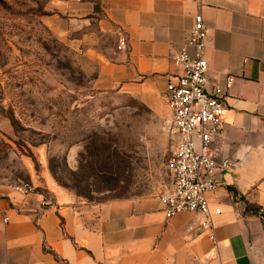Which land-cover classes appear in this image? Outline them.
I'll return each instance as SVG.
<instances>
[{"label": "crops", "instance_id": "1", "mask_svg": "<svg viewBox=\"0 0 264 264\" xmlns=\"http://www.w3.org/2000/svg\"><path fill=\"white\" fill-rule=\"evenodd\" d=\"M197 14L208 28L209 87L234 77L212 143L217 160L231 162L208 194L221 212L205 224L197 212L167 218L159 195L100 203L0 185V264H264V0H59L43 23L86 48L98 90L152 106L167 103Z\"/></svg>", "mask_w": 264, "mask_h": 264}, {"label": "rangeland", "instance_id": "2", "mask_svg": "<svg viewBox=\"0 0 264 264\" xmlns=\"http://www.w3.org/2000/svg\"><path fill=\"white\" fill-rule=\"evenodd\" d=\"M58 3L0 0V185L100 203L164 193L176 147L168 104L98 90L86 48L43 23Z\"/></svg>", "mask_w": 264, "mask_h": 264}, {"label": "built area", "instance_id": "3", "mask_svg": "<svg viewBox=\"0 0 264 264\" xmlns=\"http://www.w3.org/2000/svg\"><path fill=\"white\" fill-rule=\"evenodd\" d=\"M208 28L202 14H197L188 33L183 50L174 57L181 68L166 87L170 117L167 127L176 139L171 158L172 184L159 195L167 218L189 211L205 215V224L212 221L220 208L211 209L208 194L221 186L218 171L230 168L231 162H219L212 148L214 139L222 133L223 115L227 107L229 89L234 81L227 76L225 83L209 87V62L206 57ZM125 46V40H121ZM188 49H192L190 53ZM15 188L29 193L35 187L22 183ZM264 222V208L260 211ZM215 241L214 236H211Z\"/></svg>", "mask_w": 264, "mask_h": 264}, {"label": "trees", "instance_id": "4", "mask_svg": "<svg viewBox=\"0 0 264 264\" xmlns=\"http://www.w3.org/2000/svg\"><path fill=\"white\" fill-rule=\"evenodd\" d=\"M99 159H100V156H98V159H97V161H99ZM92 201V200H91Z\"/></svg>", "mask_w": 264, "mask_h": 264}]
</instances>
